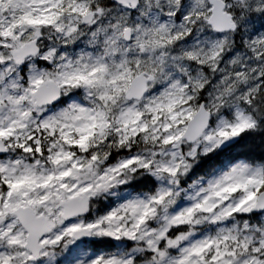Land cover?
Returning <instances> with one entry per match:
<instances>
[{
  "label": "snow or ice",
  "instance_id": "6c2138e0",
  "mask_svg": "<svg viewBox=\"0 0 264 264\" xmlns=\"http://www.w3.org/2000/svg\"><path fill=\"white\" fill-rule=\"evenodd\" d=\"M0 264H264V0H0Z\"/></svg>",
  "mask_w": 264,
  "mask_h": 264
}]
</instances>
